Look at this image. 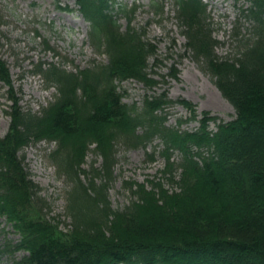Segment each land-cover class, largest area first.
Wrapping results in <instances>:
<instances>
[{
	"label": "trees",
	"instance_id": "1",
	"mask_svg": "<svg viewBox=\"0 0 264 264\" xmlns=\"http://www.w3.org/2000/svg\"><path fill=\"white\" fill-rule=\"evenodd\" d=\"M76 3L89 22L91 46L107 60L74 70L39 62L37 73L55 88L45 106L33 112L19 105L0 56V82L11 101L0 136V217L19 236L4 245L22 252L13 264H264V0H249L243 9L251 27L233 58L216 54L219 41L203 0H173L185 51L234 109L214 130L217 117L203 111L197 118L191 102L171 100L165 90L144 95L139 106L125 103L121 82L158 85L147 71L155 45L133 26L121 30L107 0ZM161 11L154 3V14ZM167 75L178 78L175 63ZM175 103L198 121L196 128L166 124L163 111ZM155 138L162 144V179L173 188L161 179L127 182L134 198L114 209L108 187L118 143L129 148ZM42 140L55 143L50 157L74 182L66 229L44 211L41 189L19 154ZM88 152L101 159L90 164V175L83 167Z\"/></svg>",
	"mask_w": 264,
	"mask_h": 264
},
{
	"label": "rangeland",
	"instance_id": "2",
	"mask_svg": "<svg viewBox=\"0 0 264 264\" xmlns=\"http://www.w3.org/2000/svg\"><path fill=\"white\" fill-rule=\"evenodd\" d=\"M108 1L121 29L133 26L155 45L156 53L149 58L147 71L159 82L158 85L149 89L133 79L121 82L119 90L125 103L139 106L144 95L165 90L171 100L183 98L191 102L197 118L203 111L217 117L216 122L210 123L212 130L219 121L234 117L232 105L220 94L213 77L202 70L189 51H185V39L174 17L172 0ZM203 1L207 5L212 35L219 41L216 54L226 58L238 56L251 27L243 12L249 0ZM154 3L162 6L159 15L154 14ZM121 7L134 10L126 15L120 11ZM79 15L75 0H0V56L8 66L13 92L25 111L35 112L54 98L55 88L49 87L37 73L39 62L56 61L67 70H74L107 60L105 54L97 53L90 45L88 24ZM173 63L178 69L177 79L167 75ZM6 89L0 82L1 136L7 132L10 121L7 109L11 101ZM163 113L168 126L193 130L198 125V121L188 120V110L179 103L166 107ZM117 147L113 179L108 187V197L114 209L124 207L134 198L127 182L161 179L165 187L173 188L162 179L160 172L164 165L158 153L162 149L160 138L129 148L119 142ZM54 148V142L42 140L31 143L19 154L24 157L30 178L41 189L40 195L47 205L44 211L49 217L59 219L61 227L66 229L71 221L66 211L67 199L74 182L58 170V165L51 159ZM148 153L153 159L147 157ZM92 162L99 166L101 159L88 152L83 167L89 170V175ZM87 178V175H81L83 182L87 183ZM18 238V234L0 217V264H13L22 255L21 251L4 250L7 249L5 244L15 243Z\"/></svg>",
	"mask_w": 264,
	"mask_h": 264
}]
</instances>
